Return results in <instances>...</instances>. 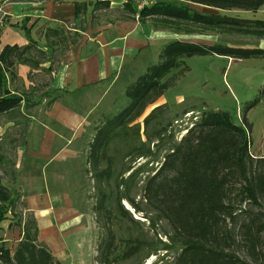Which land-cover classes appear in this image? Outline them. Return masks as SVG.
I'll return each instance as SVG.
<instances>
[{
    "label": "trees",
    "instance_id": "obj_1",
    "mask_svg": "<svg viewBox=\"0 0 264 264\" xmlns=\"http://www.w3.org/2000/svg\"><path fill=\"white\" fill-rule=\"evenodd\" d=\"M175 1L188 5L174 4L171 0L155 2L139 12L140 19L144 21L152 18L160 29L187 35L194 32L182 29L181 25L264 39L262 20L246 21L221 14H204L191 8V5H196L224 12L240 10L257 13L264 7V0ZM84 7L87 8V5L76 4V19H81ZM126 9L136 14L130 3ZM47 42L49 48L57 44L68 48L69 39L62 30L51 29L47 34ZM70 42L76 41L72 39ZM32 46H7L0 53V117L19 110L24 101L22 96L12 94L6 86V74L16 64L37 70L42 63L49 62L51 66L47 71L55 70L53 56L49 60L44 52H39L36 60L31 56ZM209 54L244 60L264 58V49L172 42L161 53L159 63L150 67L129 87L126 92L128 106L111 120L108 119L97 131L90 146L89 163L98 170L104 151L114 139L115 132L140 118L149 106L165 95L174 82L173 79L165 81L166 76L180 66L184 59ZM247 124L245 120L244 127L234 125L226 113L206 114L200 124L194 126L167 155L146 183V199L172 226L174 237L170 238L171 242L182 247L175 264H264V211L256 214L249 210L241 211L245 215L241 221L237 210L228 202L230 179L239 176L245 181L246 198L242 202L248 201L264 209V158L255 160L249 156ZM139 171L141 169L133 171L129 178L135 177ZM99 175L101 179L106 176L110 178L107 172L100 171ZM121 181L126 184L128 180ZM100 194L101 201L96 211H105L111 216L117 214L122 219L138 223L122 205L126 201L137 213H143L129 191L117 196L116 207L112 210L108 208L107 195L104 192ZM13 204L10 193L0 182V225L9 220ZM226 221H230L232 226L229 231L223 229ZM17 226L22 227V223H17ZM112 247V244L107 246L101 258L102 264H109ZM0 259L7 264H57L48 248L38 243V228L34 220L26 222L23 240L14 256L11 257L2 244Z\"/></svg>",
    "mask_w": 264,
    "mask_h": 264
},
{
    "label": "rangeland",
    "instance_id": "obj_2",
    "mask_svg": "<svg viewBox=\"0 0 264 264\" xmlns=\"http://www.w3.org/2000/svg\"><path fill=\"white\" fill-rule=\"evenodd\" d=\"M160 1L166 0H126L137 13L128 17L125 10L119 9L117 18L113 17L115 11L112 13L110 10V0H106L104 3L102 1L98 3V8L101 7L104 12L94 14L93 21L103 18L104 21L116 23L123 21L122 18L126 17L150 30L155 29L158 34H171L168 40L171 39L173 42L181 41L210 47L219 45L238 49H264V39L256 36L228 34L223 30L205 31L200 27L181 25L182 29H190L194 32L187 35L183 32L177 33L168 29H160L152 18L142 21L139 12L144 7L152 6L150 4ZM171 2L178 5L187 4L175 0H171ZM1 5L5 10L4 1H1ZM107 5L109 6L106 8ZM191 8L204 14H221L246 21H264V7L257 13L240 10L224 12L196 5H191ZM5 12L7 14V11ZM85 13L86 10H83L82 17L83 15L86 16ZM8 19V14L6 16L0 14V33L2 26L10 22ZM66 37L69 41L72 39L78 41L80 35L74 34ZM154 42L151 39L150 43ZM157 45H161V43L157 42ZM38 47V45L33 44L31 51L36 60L40 52ZM50 49L53 52L54 69H57L59 67L58 62H61V58L65 56L68 48L65 45L57 44ZM162 49V46L151 48L154 52L152 56L156 58L152 66L159 63V55L163 51ZM145 73L143 72L142 75ZM12 74L11 72L8 76L6 75L8 90L12 94L24 96L30 104H35L40 100L38 97L49 84V77L47 76L49 74H45L44 71L31 73L29 79L36 86H29V90L26 91ZM131 77L126 74L120 86L126 85ZM169 79H173L174 82L163 97L149 106L140 118L115 132L114 139L104 151V158L99 164L98 170L89 163V148L96 135L92 129L96 130V127L89 128L88 133L84 134L81 141L85 153L84 162L86 163L83 189L89 204L88 211L92 217L90 253L93 264H102L101 258L109 244L113 245L109 264H175L182 247L171 242L170 238L174 237V230L154 205L148 202L144 188L149 178L154 176L160 168L167 155L180 144L182 138L190 130L194 129V126L200 124L206 114L226 113L230 116L232 123L239 127H244L246 120L249 129V156L255 160L264 158V58L240 60L216 54L187 58L166 76L165 81ZM8 82H10L9 85ZM52 98L47 102H50ZM124 100L125 102H123ZM124 100L123 103L119 104L121 111L129 104L127 98ZM46 104L49 105V103ZM120 112L110 115L108 119L111 120ZM25 115L28 118L31 117V114H28L26 110ZM150 115L151 117L146 121ZM24 118L23 116V119L17 122L18 125L10 124L7 126L9 123L7 118L0 117V182L4 185L10 184L9 181L14 179V176L16 177L15 180L17 179V174L13 169L16 163V149L13 146L17 147L26 135L27 131L22 126H29L32 122L26 118L29 121L26 123ZM103 123L99 125H104L105 123ZM70 144L72 145V141ZM130 169L131 172H129ZM140 169L139 174L136 173L135 177L129 178L133 171L136 170L137 172ZM100 171L109 173L110 178L107 179V176L104 179L99 178ZM122 179L128 180L127 183H122ZM230 186L228 202L237 210L241 221L245 219V215L241 211L249 210L254 214L264 211V209L256 207L248 201L242 202L246 196L245 181L241 177H231ZM128 191L131 198L143 210V213H137L128 202H122L125 210L131 214L135 222H138L137 224L129 219H122L117 214L111 216L107 215L105 211H96L100 205L101 192H104L109 198L108 208L112 210L116 207L117 196ZM18 199V197L17 199L14 198L17 204H13L12 215L9 214V221L10 217H14L15 220L11 222L7 220L5 226L14 227L21 222V229H24L26 222L33 220V217L31 218L29 214L24 212L22 203H18ZM14 200L11 198V202ZM8 222L9 224H7ZM223 229L224 231L232 229L230 221L223 224ZM8 245L10 246L9 243L7 247ZM0 264L7 263L0 259Z\"/></svg>",
    "mask_w": 264,
    "mask_h": 264
},
{
    "label": "crops",
    "instance_id": "obj_3",
    "mask_svg": "<svg viewBox=\"0 0 264 264\" xmlns=\"http://www.w3.org/2000/svg\"><path fill=\"white\" fill-rule=\"evenodd\" d=\"M1 1L5 2L10 22L1 29L0 53L7 46L24 48L35 44L50 59L53 52L48 47L47 34L51 29L62 30L66 36L80 35L75 43L69 41L68 51L54 71L48 72L51 63L44 62L37 70L16 64L6 74L12 72L26 91L29 86H36L29 79L31 73L49 74V84L35 104L19 94L24 98L21 108L2 116L7 118V126L18 125L23 116L26 123L32 121L29 126H22L26 135L17 147L13 146L17 179L14 176L10 184L2 185L13 200L19 198L24 212L33 217L38 243L48 248L57 264H93L92 217L83 189L86 163L81 141L89 128L95 126L96 130L92 131L96 134L103 126L99 124L121 111L119 104L126 98L129 86L156 60L151 48L162 46L164 50L173 42L168 40L171 34H158L155 29L126 17L116 23L103 18L93 21L94 14L104 12L97 4L106 0ZM75 3L87 5L82 9L86 10L82 19L75 18ZM110 3L114 18L119 9L131 17L125 8L126 0H110ZM151 39L155 42L150 43ZM126 74L132 77L120 86ZM25 110L31 114L30 118ZM13 220L10 217L8 221ZM6 222L0 225V245L4 243L5 250L13 257L23 240L24 229L17 225L6 227Z\"/></svg>",
    "mask_w": 264,
    "mask_h": 264
},
{
    "label": "built area",
    "instance_id": "obj_4",
    "mask_svg": "<svg viewBox=\"0 0 264 264\" xmlns=\"http://www.w3.org/2000/svg\"><path fill=\"white\" fill-rule=\"evenodd\" d=\"M0 14H2L3 16H6L7 15L6 12H5V10H4V7L1 5V3H0Z\"/></svg>",
    "mask_w": 264,
    "mask_h": 264
}]
</instances>
